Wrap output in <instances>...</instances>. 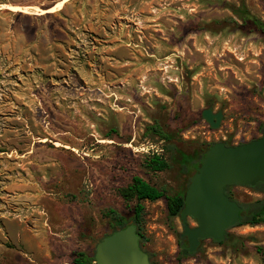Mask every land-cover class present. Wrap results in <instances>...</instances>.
Masks as SVG:
<instances>
[{
    "label": "rangeland",
    "instance_id": "374dc122",
    "mask_svg": "<svg viewBox=\"0 0 264 264\" xmlns=\"http://www.w3.org/2000/svg\"><path fill=\"white\" fill-rule=\"evenodd\" d=\"M59 1L0 0V264L93 256L112 233L105 211L132 218L118 190L134 176L171 194L196 172L176 149L248 143L264 125V34L234 12L264 21V0H68L43 12ZM210 106L224 111L219 130L202 118ZM155 120L172 143L145 135ZM154 153L168 170H145ZM231 195L261 199L247 186ZM144 205L155 264H264V224L187 256L166 199Z\"/></svg>",
    "mask_w": 264,
    "mask_h": 264
},
{
    "label": "water",
    "instance_id": "95a60500",
    "mask_svg": "<svg viewBox=\"0 0 264 264\" xmlns=\"http://www.w3.org/2000/svg\"><path fill=\"white\" fill-rule=\"evenodd\" d=\"M202 118L219 130L224 111L213 106L202 111ZM264 182V138L229 146L214 143L201 157V164L190 179L181 214L183 238L189 252L203 248V242H223L228 230L240 222L242 207L226 194L228 186L255 187ZM189 218L197 222L191 227ZM137 228L129 224L105 237L96 246L95 264H151L149 254L140 246Z\"/></svg>",
    "mask_w": 264,
    "mask_h": 264
},
{
    "label": "trees",
    "instance_id": "16d2710c",
    "mask_svg": "<svg viewBox=\"0 0 264 264\" xmlns=\"http://www.w3.org/2000/svg\"><path fill=\"white\" fill-rule=\"evenodd\" d=\"M235 14L243 20L244 23L254 26L257 30L264 34V21L252 16L247 12L245 8H240L234 11ZM184 127H181L182 131ZM180 130L178 133H180ZM146 136L151 138H158L159 141H164L166 143H172L175 138V133L165 130L161 124L155 120L154 124L147 126ZM214 143H204L205 148L202 149V153H197L196 155H186L180 150H177L179 155L182 157L183 166L187 170L193 167L197 171L201 164V157ZM227 145L231 146L230 143ZM143 167L147 172L159 173L164 172L170 168L168 159L161 154H152L146 157ZM188 184L183 189L173 191V193L168 194L166 190H161L156 186L152 185L149 181L145 180L140 176H134L130 183L118 190L119 195L123 198L124 202L128 207H131L132 218L128 220L123 214L119 213L114 209H108L104 212L106 218L109 219V225L112 229V233L126 228L129 224H133L137 228V233L140 237V246L143 249V231H144V221L146 214L145 202H156L161 199H166L168 213L172 218L180 217L185 208V193L188 189ZM133 205V206H131ZM242 206V213L240 222L237 226H257L264 224V200H258L252 203H240ZM110 235V234H109ZM108 235V236H109ZM217 244H222L223 242H215ZM144 250V249H143ZM182 253L187 256H193L194 253H190L188 248H184L181 245ZM146 252V251H145ZM151 264H155L149 254ZM72 264H95V254L93 256L86 252H79L74 257Z\"/></svg>",
    "mask_w": 264,
    "mask_h": 264
},
{
    "label": "flooded vegetation",
    "instance_id": "af4514ba",
    "mask_svg": "<svg viewBox=\"0 0 264 264\" xmlns=\"http://www.w3.org/2000/svg\"><path fill=\"white\" fill-rule=\"evenodd\" d=\"M261 138H264V125L262 126L261 128V134L258 138L254 139V140H258V139H261ZM253 141V140H252ZM251 142V141H250ZM235 187V186H228L226 187L225 191H226V194L230 197L231 200H235L233 198V196L231 195V189ZM248 187V186H247ZM251 189L255 190L260 196H261V199L260 200H264V182L263 183H259L258 185H256L255 187H250ZM237 201V200H235ZM258 201V200H257ZM238 202V201H237ZM239 203V202H238ZM240 205V203H239ZM241 206V205H240ZM242 207V206H241ZM242 213V211H241ZM241 218V217H240ZM187 240V238H185ZM184 248H188V242L186 244H183Z\"/></svg>",
    "mask_w": 264,
    "mask_h": 264
},
{
    "label": "bare ground",
    "instance_id": "6f19581e",
    "mask_svg": "<svg viewBox=\"0 0 264 264\" xmlns=\"http://www.w3.org/2000/svg\"><path fill=\"white\" fill-rule=\"evenodd\" d=\"M68 0H61V1H59L56 5H55V7H53V8H51V9H49V10H46V11H43L44 13L45 12H53V11H55V10H57V9H62L63 8V5L67 2ZM26 10V9H25ZM39 12V11H38ZM37 14H39V13H37Z\"/></svg>",
    "mask_w": 264,
    "mask_h": 264
},
{
    "label": "crops",
    "instance_id": "0c3cea01",
    "mask_svg": "<svg viewBox=\"0 0 264 264\" xmlns=\"http://www.w3.org/2000/svg\"><path fill=\"white\" fill-rule=\"evenodd\" d=\"M29 242H30V244H29V248H30L31 250H33L32 247H33L34 244H33L32 240H31V239H27V240H26V244L29 243ZM36 246L39 247V249H36L37 251H40V252L44 251V250H43V249H44L43 245H41V244H36ZM22 254H23V253H22ZM26 255H27V254H26Z\"/></svg>",
    "mask_w": 264,
    "mask_h": 264
}]
</instances>
